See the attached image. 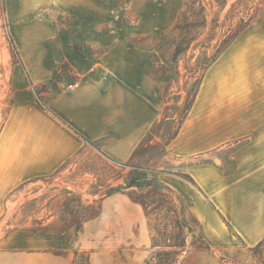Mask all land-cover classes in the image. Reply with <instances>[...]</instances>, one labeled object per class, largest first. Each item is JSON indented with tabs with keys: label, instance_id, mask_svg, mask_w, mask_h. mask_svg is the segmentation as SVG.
I'll return each instance as SVG.
<instances>
[{
	"label": "crops",
	"instance_id": "obj_1",
	"mask_svg": "<svg viewBox=\"0 0 264 264\" xmlns=\"http://www.w3.org/2000/svg\"><path fill=\"white\" fill-rule=\"evenodd\" d=\"M17 1L6 2L17 61L7 70L10 104L0 127V221L21 186L53 176L87 145L100 143L99 155L127 163L160 121L168 81V73L151 64L154 46L114 38L103 55L93 52L111 43L102 41L100 14L46 26L19 20L37 5ZM54 38L59 58L50 47ZM61 62L74 81L62 75ZM44 85L43 107L36 88ZM165 152L182 160L191 181L171 174L160 180L186 199L209 245L264 247V13L205 67ZM100 204L99 216L84 223L83 231L108 217L126 220L127 234L135 228L137 243L148 246L140 205L121 193ZM72 236L14 230L0 242V264H71Z\"/></svg>",
	"mask_w": 264,
	"mask_h": 264
},
{
	"label": "rangeland",
	"instance_id": "obj_2",
	"mask_svg": "<svg viewBox=\"0 0 264 264\" xmlns=\"http://www.w3.org/2000/svg\"><path fill=\"white\" fill-rule=\"evenodd\" d=\"M237 1H17L25 6L33 2L37 5L36 11L23 13L19 20H37L46 26H61L69 19H80L92 13L97 18L100 14L102 41L111 43L93 47V52L103 55L115 45L114 38H127L128 44L154 46L156 53L151 64L159 72L168 73V81L161 119L155 124L143 155L135 162L149 169L146 177L152 182L128 190L133 196H144L157 204L158 209H148L146 217L150 233L148 246L137 243L135 228L134 235L127 234L123 229L126 220L111 221L108 217L96 226H87L84 231L76 229L87 214L98 210L105 187L115 182L116 174L123 176L128 171H121L115 163L99 155L100 143L87 145L53 176L21 186L0 221V242L14 230L30 232L46 228L73 234L69 250L71 264H264L262 246L222 250L209 245L186 199L155 173L182 172V160L168 155L164 147L183 121L206 65L222 48L224 40L235 33L240 17H247L252 0L233 6ZM6 2L0 0V127L10 104L11 87L6 74L10 63L17 59L11 33L14 21L7 16ZM258 2L264 0H255V4ZM50 47L59 58L58 40L51 39ZM60 66L62 75L74 81L67 64L61 62ZM47 90V86H39L36 94L43 97ZM116 185L123 186L122 177L113 184ZM77 240L79 245L75 244Z\"/></svg>",
	"mask_w": 264,
	"mask_h": 264
},
{
	"label": "trees",
	"instance_id": "obj_3",
	"mask_svg": "<svg viewBox=\"0 0 264 264\" xmlns=\"http://www.w3.org/2000/svg\"><path fill=\"white\" fill-rule=\"evenodd\" d=\"M226 1V0H225ZM243 0H238L237 2H235L233 4V6L235 4H237L238 2H241ZM250 3V7L247 8V11L249 12L247 14V17H240L239 21H240V25L237 27V30L235 31V33L233 35H231L229 38L224 40V43L222 45V48L217 52L216 56H214L212 58L211 61H213L221 52H223L227 46L252 22L254 21L258 16H260L262 13H264V2H258L255 4V0H252ZM13 50L14 47H13ZM15 54L17 55V52L15 51ZM17 61V59L15 60ZM209 62V63H210ZM208 63V64H209ZM207 64V65H208ZM206 65V66H207ZM42 87V86H41ZM39 88V87H38ZM195 95V94H194ZM38 103L40 106H43V102H42V98L40 96H38ZM192 104V102H191ZM190 104V106H191ZM189 106V108H190ZM188 108V110H189ZM187 110V111H188ZM182 123V122H181ZM181 125V124H180ZM157 125H154L151 130L149 131V133L147 134V136L142 140V142L140 143V145L136 148V150L133 152L130 160L127 163L124 164H116L121 171H126L128 170L123 176L120 173H117L116 176L114 177V183H116L119 178L122 177L123 180V186L121 185H116V187L113 186V184H110L108 186H106L104 194L101 196V200L104 199L105 197H108L112 194L115 193H121L126 195L133 203L138 204L142 207L145 216L147 217L149 214L148 209H150L151 211H156L158 209L157 204L151 200H149L147 197L141 196V197H137V196H133L132 193L128 192L129 189H131L133 186H136V188L141 187L143 184H145L146 186L152 182V180H148L146 177V173L150 172L149 169L142 167V165H137L136 159L140 158L143 153H144V147L147 145V143L150 141L151 136L153 135L154 130L156 129ZM180 127V126H179ZM178 127V128H179ZM178 129L176 130V132L167 140L165 146L168 145V143L176 136ZM147 148V147H146ZM165 150V147H164ZM113 170V169H112ZM153 171V170H152ZM155 172V171H153ZM157 175H161V174H166L163 173L162 171H156L155 172ZM167 174H171V173H167ZM173 175H176L182 179L191 181L190 178L184 173H172ZM100 207L101 204H99L98 206V210L93 212V213H89L85 216L84 220H82L81 224L78 225L77 231L82 228L83 224L95 219L96 217L99 216L100 213ZM199 225V224H198ZM37 231H47L46 228L44 229H40V230H33L30 232H25V233H35ZM67 231V230H65ZM65 231H61V232H65ZM61 232H55V233H61ZM183 245H180V248H182Z\"/></svg>",
	"mask_w": 264,
	"mask_h": 264
},
{
	"label": "built area",
	"instance_id": "obj_4",
	"mask_svg": "<svg viewBox=\"0 0 264 264\" xmlns=\"http://www.w3.org/2000/svg\"><path fill=\"white\" fill-rule=\"evenodd\" d=\"M69 87H71V86H69Z\"/></svg>",
	"mask_w": 264,
	"mask_h": 264
}]
</instances>
